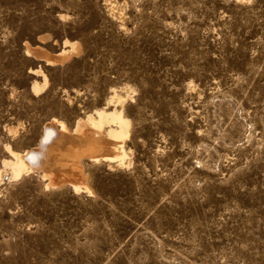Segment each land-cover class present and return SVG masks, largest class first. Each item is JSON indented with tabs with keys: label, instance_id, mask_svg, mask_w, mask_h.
<instances>
[{
	"label": "rangeland",
	"instance_id": "1",
	"mask_svg": "<svg viewBox=\"0 0 264 264\" xmlns=\"http://www.w3.org/2000/svg\"><path fill=\"white\" fill-rule=\"evenodd\" d=\"M115 1L0 0V264H264V0ZM119 97L130 159L87 160L94 193L11 174Z\"/></svg>",
	"mask_w": 264,
	"mask_h": 264
},
{
	"label": "bare ground",
	"instance_id": "2",
	"mask_svg": "<svg viewBox=\"0 0 264 264\" xmlns=\"http://www.w3.org/2000/svg\"><path fill=\"white\" fill-rule=\"evenodd\" d=\"M108 6L109 13L113 16L118 18L123 16V7L121 8L119 2L108 0ZM65 44L60 51L52 52L41 45L32 46L28 43L27 51L43 57L51 64H56L68 59L71 53H78L82 49V44L77 40H66ZM33 85L37 90L41 88H38V82ZM117 102L119 105L95 108L86 114L84 112L83 116L76 119L73 127L60 119L61 117L47 120L43 125L42 136L35 146L22 151L11 150L13 156L7 162L11 174L16 178L31 170H40L42 178L46 179L47 185L52 188L69 185L76 192L84 189L94 193V187L89 180L90 174L86 170L87 160L97 163L100 160H108L126 164L130 159L126 140L132 130V120L122 109L123 99L119 97ZM11 129L16 131L17 128Z\"/></svg>",
	"mask_w": 264,
	"mask_h": 264
}]
</instances>
